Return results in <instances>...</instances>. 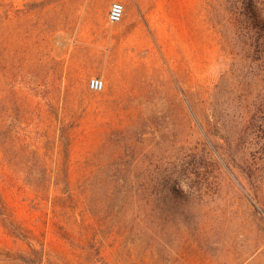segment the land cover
Masks as SVG:
<instances>
[{
	"label": "rangeland",
	"instance_id": "374dc122",
	"mask_svg": "<svg viewBox=\"0 0 264 264\" xmlns=\"http://www.w3.org/2000/svg\"><path fill=\"white\" fill-rule=\"evenodd\" d=\"M0 264H264V71L206 0H0Z\"/></svg>",
	"mask_w": 264,
	"mask_h": 264
},
{
	"label": "trees",
	"instance_id": "16d2710c",
	"mask_svg": "<svg viewBox=\"0 0 264 264\" xmlns=\"http://www.w3.org/2000/svg\"><path fill=\"white\" fill-rule=\"evenodd\" d=\"M225 1V2H224ZM206 0L211 22L229 28L247 39V67L264 71V0ZM66 143L64 154L66 156ZM168 193L174 197L183 194L172 185Z\"/></svg>",
	"mask_w": 264,
	"mask_h": 264
},
{
	"label": "built area",
	"instance_id": "2783aa9c",
	"mask_svg": "<svg viewBox=\"0 0 264 264\" xmlns=\"http://www.w3.org/2000/svg\"><path fill=\"white\" fill-rule=\"evenodd\" d=\"M124 13L123 5L119 2H113L108 10L107 20L111 24L118 23ZM88 87L91 91L98 92L102 90V81L98 78H92L89 81Z\"/></svg>",
	"mask_w": 264,
	"mask_h": 264
}]
</instances>
